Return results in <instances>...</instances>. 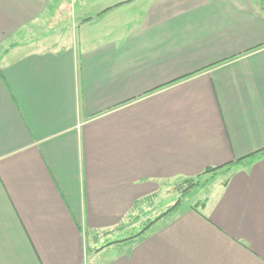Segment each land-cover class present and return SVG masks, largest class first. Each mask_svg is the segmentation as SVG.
<instances>
[{"label": "crops", "instance_id": "0c3cea01", "mask_svg": "<svg viewBox=\"0 0 264 264\" xmlns=\"http://www.w3.org/2000/svg\"><path fill=\"white\" fill-rule=\"evenodd\" d=\"M0 264H264L260 0H0Z\"/></svg>", "mask_w": 264, "mask_h": 264}, {"label": "rangeland", "instance_id": "374dc122", "mask_svg": "<svg viewBox=\"0 0 264 264\" xmlns=\"http://www.w3.org/2000/svg\"><path fill=\"white\" fill-rule=\"evenodd\" d=\"M218 178H222V173H220V174H219V172H217L215 174L206 173V174H203V175H201L199 177L193 178V182L195 183V185L192 187V189H190V191L188 193H186V195H184L182 197H181V193L182 192L180 191L181 188H184L187 185H189L190 184V180H192V179H189V180L184 179V180L173 181L171 183L172 184V192H170V194L162 195L161 196L162 200L159 201L157 199V201L155 203H152V205L150 203H147L146 205L141 206V209L139 210V214H143L144 212H147V211L148 212H152L153 211L152 216L156 217L158 214H161L165 209H167L168 207L172 206L179 198L182 199V203L181 204H185L186 205L187 202L193 201L198 196L199 189H202L203 192L206 191L205 187L207 185H209V183L213 179L215 180V179H218ZM178 188H180V189H178ZM135 214L133 216H130V218H132L131 220H134ZM141 228H142V223H136L134 228H133V230H131V232L125 231L126 234H122L121 236L130 235L132 233H136Z\"/></svg>", "mask_w": 264, "mask_h": 264}, {"label": "trees", "instance_id": "16d2710c", "mask_svg": "<svg viewBox=\"0 0 264 264\" xmlns=\"http://www.w3.org/2000/svg\"><path fill=\"white\" fill-rule=\"evenodd\" d=\"M260 4H261V8L264 10V0H260ZM240 161H242V159L234 162V164L230 163L229 166H227L226 170L227 171L231 170L232 167L234 165L240 163ZM220 169H222V167H211V168H207L204 173L205 174L206 173L215 174ZM193 178H195V177L186 178L187 180H189V179H192V180H190V184L189 185H187L184 188H181V190H180L182 192L181 193V197L186 195V193H188L190 191V189H192V187L195 185V183L193 182ZM178 189H180V188H178ZM181 203H182V199L179 198L172 206H170L167 209H165L161 214H158L156 217L152 216L153 211L152 212H148L147 211V212H144L143 214H138V215L135 216L134 220H131L132 218H130V216H129L128 221L130 220V223L129 222L128 223H123L121 226H118L116 229L105 231L104 235H108L112 231L115 232V231L119 230L120 228L121 229H125L128 225H132L133 224L132 227L130 226L129 228L125 229V231L131 232V230H133V228H134L136 223H142V228L138 232L128 235L126 238H124V240H121V241L133 240V239H135V238H137L139 236H142L144 233H146L151 228V226H153L159 220L164 219V218L170 216L172 213H174L179 208ZM124 234H126V233L124 232Z\"/></svg>", "mask_w": 264, "mask_h": 264}]
</instances>
